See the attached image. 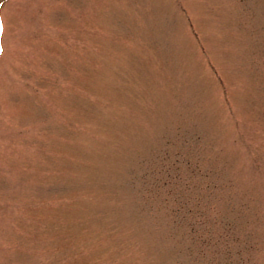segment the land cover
<instances>
[{
	"label": "rangeland",
	"instance_id": "obj_1",
	"mask_svg": "<svg viewBox=\"0 0 264 264\" xmlns=\"http://www.w3.org/2000/svg\"><path fill=\"white\" fill-rule=\"evenodd\" d=\"M0 264H264V0H0Z\"/></svg>",
	"mask_w": 264,
	"mask_h": 264
}]
</instances>
